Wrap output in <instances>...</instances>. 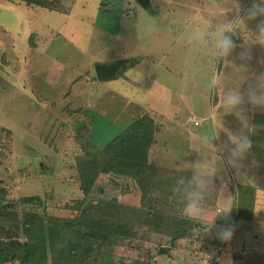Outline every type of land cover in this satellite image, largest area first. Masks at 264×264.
I'll use <instances>...</instances> for the list:
<instances>
[{"label":"rangeland","instance_id":"rangeland-1","mask_svg":"<svg viewBox=\"0 0 264 264\" xmlns=\"http://www.w3.org/2000/svg\"><path fill=\"white\" fill-rule=\"evenodd\" d=\"M59 1L62 7L47 9L29 5L25 0H0L2 6L8 7L6 12L0 10V62L3 55L8 60L1 65L3 69L0 67V185L11 190L9 197L15 203L40 195L47 200L49 213L72 216L74 213H69L60 200L73 201L84 196L76 165L82 145L89 136L95 144H105L138 116L148 113L156 123L150 158L173 172L165 190L161 184L151 194L161 208L181 214L183 205L179 193L174 192L178 180L172 181V176L174 171L175 175L181 171L179 164L183 159L200 158L191 152L196 138L195 125L189 118L194 113L189 112L196 111L199 121L204 119L209 126L214 117L228 122L230 130L241 129L234 114L224 113L221 99L226 89L238 87L246 78L234 65H245L249 77L264 72V47L253 45L250 60L238 59L241 46L251 42L249 31H254L264 17L245 19V25L233 36L236 49L218 63L209 53L208 40L197 39L195 34L206 33L232 19L236 15L232 0H151V10L138 0ZM239 3L243 16V10L253 0ZM14 12L20 14L19 19ZM32 32L45 39L37 34L34 39L39 46L31 50ZM135 57L139 62L128 66L117 78H97L96 62ZM213 66L225 74V87L216 94L207 88ZM30 68L35 77L29 74ZM247 86L246 80L241 92H246ZM132 100L134 104L130 106ZM60 107L68 108L69 114H63L66 110L59 114ZM242 107L249 120V113L253 114L251 121L247 119L253 129L246 130L253 151L241 162L242 178L227 163L228 151L222 149L231 146L229 139L226 144L219 143V133L215 141L223 160L214 181L216 204L209 202L205 222H210L216 207L232 205L226 223H218L217 219L223 217H217L208 231L196 223L191 237L176 238L173 244L163 235L158 236L161 233L137 228L130 238L118 241L117 263L138 259L141 264H264V195L258 196L251 221L233 217V197L239 194L238 186L242 182L264 185L262 108L247 103ZM207 114L211 115L209 119L202 118ZM83 124L88 129L84 132L78 129ZM181 176L190 180L192 172ZM128 179L116 174L102 175L95 195H115L125 202L131 191ZM258 191L263 193L264 187ZM149 195L147 189L139 193L142 200ZM16 208L21 213L40 207L20 203ZM222 226L234 229L227 243L217 236ZM66 235V230L53 229L51 245L61 247ZM161 245L169 246L166 252L159 253Z\"/></svg>","mask_w":264,"mask_h":264},{"label":"trees","instance_id":"trees-1","mask_svg":"<svg viewBox=\"0 0 264 264\" xmlns=\"http://www.w3.org/2000/svg\"><path fill=\"white\" fill-rule=\"evenodd\" d=\"M25 2L47 9L62 7L59 0ZM7 8L0 4L2 12H6ZM16 14L19 19L20 14ZM37 34L41 40L45 39L39 33L32 32L30 44L28 43L31 50L39 46L34 39ZM2 57L0 67L3 63H8L7 58L4 55ZM131 60L135 62L139 58ZM28 71L32 77L36 76L31 69ZM51 107L55 109L58 106ZM60 110H66L63 114H69L66 107H60L59 114ZM57 118L61 119L58 116ZM194 124L198 125L197 120ZM84 125L78 126L82 132L88 130L83 128ZM155 131V120L146 113L138 116L105 144L97 145L89 136L82 145L83 149L76 155L78 179L84 196L73 201L60 200L69 213H74L72 216L49 213L47 200H43L40 195L27 196L15 203L11 201L12 197H9L11 190L0 185V264L15 261L25 264H121L122 262L117 263L115 258L118 255L117 243L119 240L130 238L137 228L146 227L152 232L161 233L158 236L163 235L172 244L176 238L191 237L194 222L184 218L182 214L167 212L158 205L151 194V191L161 184L165 190L164 186L171 181L173 175L171 169L158 166L150 158ZM176 172L174 171L172 181L178 180V177L185 173L180 171L175 175ZM108 174L129 178L128 188L131 191L126 194L125 202L115 195L98 192L99 196L95 195L98 178ZM144 188L150 192L147 200L139 197ZM238 188L234 217L251 220L257 209L258 191L251 185L240 184ZM13 199L17 197L13 195ZM20 203L36 204L40 208L20 213L16 208ZM53 229L67 231L61 247L51 245L49 237ZM123 264L141 263L136 259L134 262Z\"/></svg>","mask_w":264,"mask_h":264},{"label":"clouds","instance_id":"clouds-1","mask_svg":"<svg viewBox=\"0 0 264 264\" xmlns=\"http://www.w3.org/2000/svg\"><path fill=\"white\" fill-rule=\"evenodd\" d=\"M232 7L236 10V15L232 19L217 24L214 29H209L206 33L195 34L197 39L206 38L208 40L209 53L218 63L229 57L236 49L237 45L233 40V36L245 25V19L254 20L258 16L264 17V0H253L252 5L243 10V16L240 15L241 4L239 0H232ZM249 35L251 42L242 45V50L238 54V59L241 61L251 59V47L253 45L264 47V19L256 25L254 31H249ZM131 59L124 61L123 71L126 65H129ZM234 69L245 74L246 78L242 83L246 80L248 81L247 90L246 92H241L242 83L238 87L226 89L221 99V107L225 114H234L241 123V129L238 133H228L231 146L228 147L227 163L237 169L238 178H242L239 171L243 167L241 162L252 146L251 140L246 134V130L249 129V123L243 114L242 106L247 103L253 108H264V72L249 77L246 75L247 69L245 65L241 64L238 67L234 65ZM224 87L225 74L213 66L208 78L207 88L210 92L217 93ZM220 131H224L223 125L219 128L213 126L211 131L206 130L205 132L197 133V138L193 141L192 151L196 152L200 158L196 161L183 159L180 162L179 168L182 173L191 171L192 177L186 181L180 176L174 188V192L179 193V198L183 205L181 209L182 216L193 221L194 224L204 225L205 231L214 226L217 217H223L220 223L227 221L232 207V205L230 207H216L210 222H205L208 215L206 209L209 206V202L215 205L217 200V189L214 181L219 174L218 170H220V167L218 165L222 162L223 157L218 155L221 150L217 148L215 141L218 139ZM234 219L239 220L236 217ZM233 233V227L222 226L217 236L222 242L227 243L232 239ZM165 247L169 248V246Z\"/></svg>","mask_w":264,"mask_h":264},{"label":"crops","instance_id":"crops-1","mask_svg":"<svg viewBox=\"0 0 264 264\" xmlns=\"http://www.w3.org/2000/svg\"><path fill=\"white\" fill-rule=\"evenodd\" d=\"M129 60V59H128ZM127 60V61H128ZM137 62H139V60L138 61H135V62H133L132 60L131 61H129V65L128 66H130V65H134V63H137ZM128 66H126V68L128 67ZM125 68V69H126ZM31 69V68H30ZM34 72V71H33ZM75 78H73V80H74ZM69 92V91H68ZM66 94H67V92H66ZM216 94V93H215ZM200 101H202V98L201 99H199ZM132 104H134V100H132L131 101V103H130V106L132 105ZM79 108V107H78ZM81 108V107H80ZM249 108H250V106H249ZM258 109H260L261 107H257ZM77 109V108H76ZM190 113H194V114H192V116H189V118H190V120H191V117H192V121H193V123H195V120H197V122H200V124H198V125H195L194 126V128L193 129H195V135H194V137L193 138H197V133L198 132H205L206 130L207 131H211L212 129H213V126H215L216 128H219L221 125H223V128H226L223 132L225 133V134H223V133H221L220 132V135L222 136V137H219V140H220V142L219 143H221V144H226L225 143V141L227 142V140H226V138H228V137H226L225 135H228V133H238L239 132V130L238 131H233V130H230L228 127V122H226L224 119H220L219 121L217 120V118H214V117H212V126H209V124L208 125H206V120H202V121H199L200 119H198L197 118V116L196 115H199L196 111L195 112H189V114ZM260 114H262L263 116H264V108H262L261 109V111H260ZM249 115H250V120L248 119V117H247V119L249 120V121H251L252 120V118H253V114H251V113H249ZM248 115V116H249ZM212 116H215V115H212ZM203 117H206V118H208V117H211V115H209V114H207V115H205V116H202V118ZM216 117V116H215ZM209 119V118H208ZM168 120H170V119H168ZM228 123V124H227ZM184 124V123H183ZM253 129V127L252 128H250L249 127V130H252ZM190 131H192V130H190ZM226 131V132H225ZM261 132H263L262 133V135L264 136V129H262L261 130ZM248 135H249V131H248V133H247ZM250 139V138H249ZM251 140V139H250ZM194 146V145H193ZM222 149L223 150H227L228 151V148H225V147H223L222 146ZM251 151H253V149H252V146H251V148H250V150L248 151V152H251ZM191 152H192V155H195V152L194 151H192V149H191ZM248 154V153H247ZM262 155L264 156V153H262ZM245 159V158H244ZM262 161H264V158H263V160ZM263 167V166H262ZM259 176H260V174H258ZM233 179V178H232ZM235 179V178H234ZM216 181V180H215ZM226 181H228V180H226ZM238 183H240V182H238ZM244 185H251V186H253V187H255L256 188V190L258 191V189H260L261 190V188H263L264 187V185H255V184H252V183H249V182H242ZM259 195H264V191H263V193L261 192V191H258V193H257V196H259ZM256 196V197H257ZM228 198V197H227ZM237 198H238V196L237 195H235V199H234V197H233V200H235L234 202H233V204L235 205L234 206V208L233 209H235L236 210V207H237ZM257 199L258 198H256V203H257ZM256 210V209H255ZM253 217H255V213H254V216ZM256 217H258V212H256ZM225 219V218H224ZM221 218H219V219H217V222H221ZM246 222H248V221H251V220H245ZM224 223H226V221H224L222 224H224Z\"/></svg>","mask_w":264,"mask_h":264},{"label":"water","instance_id":"water-1","mask_svg":"<svg viewBox=\"0 0 264 264\" xmlns=\"http://www.w3.org/2000/svg\"><path fill=\"white\" fill-rule=\"evenodd\" d=\"M140 5L151 9V0H138ZM124 61H113V62H96L95 72L99 81H109L117 78L123 71ZM167 247L161 246L159 253L166 252Z\"/></svg>","mask_w":264,"mask_h":264}]
</instances>
